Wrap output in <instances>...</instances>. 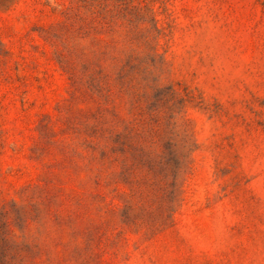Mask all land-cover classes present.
I'll return each instance as SVG.
<instances>
[{
	"label": "rangeland",
	"instance_id": "rangeland-1",
	"mask_svg": "<svg viewBox=\"0 0 264 264\" xmlns=\"http://www.w3.org/2000/svg\"><path fill=\"white\" fill-rule=\"evenodd\" d=\"M0 264H264V0H0Z\"/></svg>",
	"mask_w": 264,
	"mask_h": 264
}]
</instances>
